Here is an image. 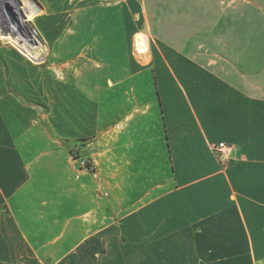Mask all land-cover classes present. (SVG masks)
Wrapping results in <instances>:
<instances>
[{"label": "crops", "instance_id": "obj_1", "mask_svg": "<svg viewBox=\"0 0 264 264\" xmlns=\"http://www.w3.org/2000/svg\"><path fill=\"white\" fill-rule=\"evenodd\" d=\"M39 1L55 60L0 48V264H264V0Z\"/></svg>", "mask_w": 264, "mask_h": 264}, {"label": "bare ground", "instance_id": "obj_2", "mask_svg": "<svg viewBox=\"0 0 264 264\" xmlns=\"http://www.w3.org/2000/svg\"><path fill=\"white\" fill-rule=\"evenodd\" d=\"M10 3L16 20H10L2 6ZM30 15L22 0H0V40L10 43L26 58L41 63L47 54L44 41L39 38L38 31L31 26ZM40 60V61H39Z\"/></svg>", "mask_w": 264, "mask_h": 264}, {"label": "rangeland", "instance_id": "obj_3", "mask_svg": "<svg viewBox=\"0 0 264 264\" xmlns=\"http://www.w3.org/2000/svg\"><path fill=\"white\" fill-rule=\"evenodd\" d=\"M22 1L24 2L26 9L30 15L29 22L31 26H33L38 31L39 38L44 41V44L46 46L47 54L45 55L43 64H47L51 61H54L56 58L54 40L47 39L46 35L52 31H55L54 29L55 28V18L54 17H42V16L38 18V16L41 14V11L35 8V6H32L29 0H22ZM37 1L40 3L39 0ZM133 45H134L135 51L138 50L141 55L144 54L148 49V37L146 36V34L143 32L135 33V35L133 36ZM0 48H10V49L15 50L17 53H19L15 47H13L10 43L3 41V40H0ZM99 194H100L99 192H97V194L95 193L96 209L94 212L97 213V215H95L94 218H95L96 223H102L106 219V216H104L103 214L105 211L104 210L105 205H104L103 199L99 197L100 196Z\"/></svg>", "mask_w": 264, "mask_h": 264}, {"label": "built area", "instance_id": "obj_4", "mask_svg": "<svg viewBox=\"0 0 264 264\" xmlns=\"http://www.w3.org/2000/svg\"><path fill=\"white\" fill-rule=\"evenodd\" d=\"M27 60L31 61L30 59L27 58ZM40 61V60H39ZM32 62V61H31ZM44 62V59L43 61ZM210 149L211 152L213 154V156L215 157V159L224 165V163L227 161V159L229 158V155L231 153L232 150V145H230L229 143L225 142V141H218L216 143H212L210 145ZM87 159L86 158H80V164L87 170H92L93 166L90 164L89 165L86 164Z\"/></svg>", "mask_w": 264, "mask_h": 264}, {"label": "water", "instance_id": "obj_5", "mask_svg": "<svg viewBox=\"0 0 264 264\" xmlns=\"http://www.w3.org/2000/svg\"><path fill=\"white\" fill-rule=\"evenodd\" d=\"M2 6L4 7V10L8 13L10 20L12 22L16 20V15L11 7L12 5L10 3L3 2Z\"/></svg>", "mask_w": 264, "mask_h": 264}, {"label": "trees", "instance_id": "obj_6", "mask_svg": "<svg viewBox=\"0 0 264 264\" xmlns=\"http://www.w3.org/2000/svg\"><path fill=\"white\" fill-rule=\"evenodd\" d=\"M86 164L89 165V161L88 160L86 161Z\"/></svg>", "mask_w": 264, "mask_h": 264}]
</instances>
